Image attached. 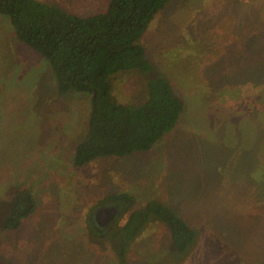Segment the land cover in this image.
<instances>
[{"label":"rangeland","instance_id":"rangeland-1","mask_svg":"<svg viewBox=\"0 0 264 264\" xmlns=\"http://www.w3.org/2000/svg\"><path fill=\"white\" fill-rule=\"evenodd\" d=\"M38 1L86 17L109 0ZM143 43L153 72L116 75L113 96L141 102L146 79L163 76L182 116L148 151L75 168L89 97L60 94L48 62L0 14V262L120 264L113 228L98 238L88 220L110 205L106 197L127 194L133 210L158 200L197 233L177 255L167 228L152 220L127 248V263L264 264V0H171ZM21 189L35 209L5 231L2 218Z\"/></svg>","mask_w":264,"mask_h":264},{"label":"trees","instance_id":"trees-1","mask_svg":"<svg viewBox=\"0 0 264 264\" xmlns=\"http://www.w3.org/2000/svg\"><path fill=\"white\" fill-rule=\"evenodd\" d=\"M171 0H109L105 9L81 17L58 6L38 0H0V14L9 18L17 39L44 58L56 78L60 94L81 93L89 97L90 113L82 141L76 145L72 165L83 168L105 157H126L152 149L171 132L184 112L182 99L163 76L145 81L144 98L138 103H120L112 94L116 75H150L153 66L147 58L143 36L159 11ZM259 196H262V188ZM118 207L105 236L120 264H129V245L154 220L170 235V249L183 254L192 246L196 230L173 208L158 200L132 209L134 198L114 194L104 200ZM35 209L29 189L17 190L1 225L5 231L17 229ZM127 215L124 224L119 220ZM88 224H92L88 220ZM0 264H7L2 263Z\"/></svg>","mask_w":264,"mask_h":264},{"label":"water","instance_id":"water-1","mask_svg":"<svg viewBox=\"0 0 264 264\" xmlns=\"http://www.w3.org/2000/svg\"><path fill=\"white\" fill-rule=\"evenodd\" d=\"M117 212H118V207L117 206L103 208V209H98L97 212H96L97 217L103 216V220L100 223V225L101 226L105 225V227H107L110 224V222H112L114 220Z\"/></svg>","mask_w":264,"mask_h":264},{"label":"flooded vegetation","instance_id":"flooded-vegetation-1","mask_svg":"<svg viewBox=\"0 0 264 264\" xmlns=\"http://www.w3.org/2000/svg\"><path fill=\"white\" fill-rule=\"evenodd\" d=\"M114 205H108V206H102V207H100V208H98V209H103V208H108V207H113ZM98 209H96V211L93 213V219H92V225L94 226V228L98 231V232H101L104 228H107L109 225H111L112 224V222L114 221H112V222H110V224L107 226V227H105V225L102 227L101 225H100V223L102 222V220H103V216H99V217H97V214H96V212H97V210Z\"/></svg>","mask_w":264,"mask_h":264}]
</instances>
